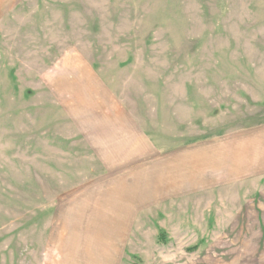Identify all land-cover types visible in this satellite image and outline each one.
<instances>
[{
    "label": "rangeland",
    "instance_id": "374dc122",
    "mask_svg": "<svg viewBox=\"0 0 264 264\" xmlns=\"http://www.w3.org/2000/svg\"><path fill=\"white\" fill-rule=\"evenodd\" d=\"M0 264H264V0H0Z\"/></svg>",
    "mask_w": 264,
    "mask_h": 264
},
{
    "label": "trees",
    "instance_id": "16d2710c",
    "mask_svg": "<svg viewBox=\"0 0 264 264\" xmlns=\"http://www.w3.org/2000/svg\"><path fill=\"white\" fill-rule=\"evenodd\" d=\"M160 239H161V240H165V233H164V232H161V234H160Z\"/></svg>",
    "mask_w": 264,
    "mask_h": 264
},
{
    "label": "crops",
    "instance_id": "0c3cea01",
    "mask_svg": "<svg viewBox=\"0 0 264 264\" xmlns=\"http://www.w3.org/2000/svg\"><path fill=\"white\" fill-rule=\"evenodd\" d=\"M236 154H237V153H236ZM240 155H241V153H240ZM240 155H239V156H240ZM234 159H237V158H234ZM259 169H260V168H259Z\"/></svg>",
    "mask_w": 264,
    "mask_h": 264
}]
</instances>
